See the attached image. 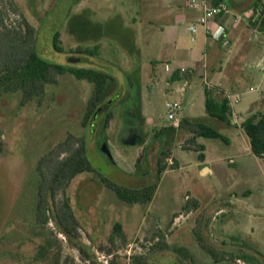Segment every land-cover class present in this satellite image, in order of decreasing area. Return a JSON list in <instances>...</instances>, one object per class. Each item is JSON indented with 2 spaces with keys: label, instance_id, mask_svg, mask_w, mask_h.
<instances>
[{
  "label": "rangeland",
  "instance_id": "1",
  "mask_svg": "<svg viewBox=\"0 0 264 264\" xmlns=\"http://www.w3.org/2000/svg\"><path fill=\"white\" fill-rule=\"evenodd\" d=\"M0 4L7 23L20 20L12 11L16 6L34 25L36 51L42 58L103 71L110 67L112 74L119 67L130 69L134 96L139 99L142 94L143 101L142 108L130 106L131 114L113 108L106 126L103 117L84 126L92 84L69 73L46 87L40 103L22 105L19 93L0 92V264H264V158L246 149L243 133L228 132L230 143L200 136L196 141L206 147L203 152L213 168V173L202 176L198 152L183 148L190 133L167 119L165 102L180 97L171 92L172 66L166 70L165 65L172 55L192 48L206 50L202 24L195 23L196 32L191 33L188 23L171 20L161 6L144 9L137 0H15L13 6L2 0ZM82 20L92 21L87 24V40L78 39ZM98 32L101 37H96ZM55 34L60 50L53 46ZM131 44L140 51L131 53ZM94 46L116 65L75 52L77 47ZM217 48L222 56L232 54L230 45ZM115 76L108 100L119 86L128 85L118 73ZM252 87L246 94L238 92L241 105L248 97H264L263 83ZM212 95L220 98L223 92L215 90ZM231 99L234 102L236 96ZM196 105L199 113L205 112L204 103ZM255 111H264V101ZM181 116L182 110L178 120ZM126 118L130 123L124 124L119 137ZM68 133L84 137L94 168L78 173L65 189L77 226L69 236L52 221L36 225L33 214L37 160ZM160 163L166 166L162 172ZM114 186L145 189L151 198L129 203L116 195ZM63 196L57 193L56 202ZM192 198L198 207L186 213L182 208ZM116 223L121 225L123 241L119 237L109 241ZM196 229L206 246L216 250L218 261L202 247ZM47 234L51 247L43 260L38 252ZM137 257L142 260L137 262Z\"/></svg>",
  "mask_w": 264,
  "mask_h": 264
},
{
  "label": "trees",
  "instance_id": "2",
  "mask_svg": "<svg viewBox=\"0 0 264 264\" xmlns=\"http://www.w3.org/2000/svg\"><path fill=\"white\" fill-rule=\"evenodd\" d=\"M7 1L10 6H13L15 2V0ZM261 4L255 18L251 20V27L264 32V4ZM12 11H16L20 19L16 24L7 23L5 12L0 4V92L19 93L22 105L30 101L40 103L46 94V87L56 84L60 75L69 73L75 79L86 80L92 84L82 117V125L85 126L105 105L106 94L115 84V79L101 69L62 65L45 60L36 51L34 25L21 12H18L16 6L12 7ZM57 41L58 35L55 34L53 46L56 50H60ZM75 52L95 55L97 46L92 49L76 48ZM212 91H214L213 87L204 88L206 114L219 121L230 123L232 108L229 98L225 95L220 98L214 97ZM111 118L112 112L106 111L102 121L105 126ZM177 126L190 133L183 148L197 151L200 161H204L205 147L196 141L197 137L219 138L227 142V138L222 133L198 118L182 117ZM240 127L248 137L252 154L264 158V111L249 114L240 122ZM165 167V164L160 163L158 171L162 172ZM35 168L38 176L37 199L33 213L36 225L44 227L52 221L65 235L76 233V221L65 189L78 173L94 170L87 157L84 137L68 133L63 140L52 145L38 158ZM114 190L121 200L129 203L146 202L151 198L150 191L145 189L114 186ZM59 192H62L64 196L56 202V195ZM197 207L198 202L192 198L186 201L182 210L187 213ZM177 215L174 214L173 217ZM195 233L199 236L198 240L202 247L207 249L215 261H218L216 250L206 246L201 239L200 230L196 229ZM115 237L124 240L121 225L118 223L113 225L109 241H113ZM49 247H51V241L47 234L44 243L39 247L38 254L41 259L47 258ZM136 259L137 262L142 260L140 257Z\"/></svg>",
  "mask_w": 264,
  "mask_h": 264
},
{
  "label": "crops",
  "instance_id": "3",
  "mask_svg": "<svg viewBox=\"0 0 264 264\" xmlns=\"http://www.w3.org/2000/svg\"><path fill=\"white\" fill-rule=\"evenodd\" d=\"M137 1L144 9L148 8L153 10L155 9L154 7L161 6L160 9L166 11L169 16L173 17L171 20H182L183 22L188 23V27L190 25H195L202 13L201 7L190 6L187 0ZM220 2L225 3L233 14H243L244 19L236 24H233V20L230 15H217L209 21L207 27L203 26L207 39L205 40L207 43L205 48L206 50L202 52L199 49L192 48L190 51L183 52L181 55L180 53L178 55H172V59H168L171 61L170 64L173 70L172 72H168L170 89L171 92L179 93L180 98L178 99H183L181 117L198 118L205 123L215 124L218 131L227 138V143L231 142L229 135L227 134L228 132L236 131L237 135L243 133L245 135L244 139L246 140V149L250 151L248 137L240 127V122L249 114L256 112L255 110L257 106L260 105L261 101H264V97L256 99L248 97L245 103L241 105L242 100L238 92H241L240 94H246L245 92L254 89L252 84H256V82L258 84H264V71L261 69L262 57L264 54V32L255 33L254 29L251 27V20L255 18L258 8L262 5L261 3H264V0H207L208 5H216ZM91 22V20H82L80 22V24H82V30L80 32L82 37L78 36V39H88L90 34L87 29V24H90ZM77 23L79 24V22ZM217 25H223L225 29L218 39H213L211 37V32L215 30ZM101 35L102 34L98 32L96 37H101ZM132 35L133 34L130 33L131 38ZM229 45L232 48L230 51L232 54L226 57L224 54L222 56L217 47L220 46L225 48L227 46L229 47ZM128 50L134 54H136L137 51H140V49H137V46L133 44L130 45ZM101 51L102 48H100L99 53L89 56L88 54H81L88 56L89 59H92L93 57L102 59L101 63L103 65H116V63L110 62L106 57L102 58ZM257 51H259V54L256 56ZM180 66H183L188 70L186 75L177 72L176 69ZM119 68L120 70L117 72L118 75L120 76L122 82L125 81L128 85L123 89L119 86V89L116 90L109 100L105 98V104L108 103L106 111L110 110L112 112L113 108L119 107L121 113L125 108L128 110L129 114H131L133 108H130V106L138 105L142 108V94H139V99H136L137 97L134 96L135 94L131 87L132 80H134V77L131 74L132 72H129L130 69L126 70L122 67ZM105 70H109L108 72L116 82L117 79L115 75L117 73L112 74L113 71L110 67H106ZM172 74L174 76L173 78L171 77ZM204 84L206 87H213L214 91L217 90L218 92H223V95L229 98L230 106L232 108L230 123L222 122L210 117L206 114V112H198L196 103H205ZM247 85L248 87H246ZM232 96H236V100L234 102L231 99ZM136 101H138L137 104ZM129 123L130 119L126 118L119 131V137L123 136L122 132L124 124ZM96 130H98V128ZM139 142H141V139ZM109 145L110 144L108 143V147H110ZM203 154L204 161H200L199 164L200 175L202 176L213 173V168L210 165L211 159H209L206 151L205 153L203 152ZM203 167L208 169L206 173H201V169Z\"/></svg>",
  "mask_w": 264,
  "mask_h": 264
},
{
  "label": "built area",
  "instance_id": "4",
  "mask_svg": "<svg viewBox=\"0 0 264 264\" xmlns=\"http://www.w3.org/2000/svg\"><path fill=\"white\" fill-rule=\"evenodd\" d=\"M190 6H199L202 8V13L199 16L197 23L202 24L203 26L207 27L208 23L211 19H213L217 15H230L233 20V24H236L240 22L241 20L244 19L243 14H233L230 10V8L225 4V3H218L216 5H208L207 0H187ZM264 4V3H263ZM258 13V11H257ZM189 31L191 33L196 32V26L195 25H190L188 27ZM224 26L223 25H217L215 30L211 32V37L213 39H218L221 34L224 31ZM254 29V28H253ZM255 33L260 32L256 29H254ZM193 40V39H192ZM167 63L165 65L166 70H170L171 64ZM172 69V68H171ZM261 69L264 71V54L262 57V62H261ZM178 72L181 74H186L187 69L183 66L177 67ZM173 71V70H172ZM165 107L167 109V119L172 121L174 125H178V112L181 111L182 109V103L178 99H171L167 100L165 102Z\"/></svg>",
  "mask_w": 264,
  "mask_h": 264
},
{
  "label": "water",
  "instance_id": "5",
  "mask_svg": "<svg viewBox=\"0 0 264 264\" xmlns=\"http://www.w3.org/2000/svg\"><path fill=\"white\" fill-rule=\"evenodd\" d=\"M107 108H108V103L105 104L101 109H99V110L95 113V115L93 116L92 121H93L94 119H96L97 122L100 121V119L104 116V114H105ZM92 121H91V122H92ZM207 171H208V169H207L206 167H203V168L201 169V173H206Z\"/></svg>",
  "mask_w": 264,
  "mask_h": 264
}]
</instances>
